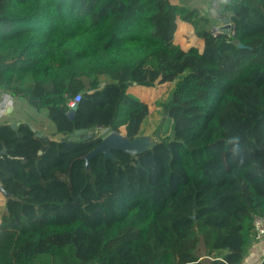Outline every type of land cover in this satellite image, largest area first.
<instances>
[{"label":"trees","instance_id":"trees-1","mask_svg":"<svg viewBox=\"0 0 264 264\" xmlns=\"http://www.w3.org/2000/svg\"><path fill=\"white\" fill-rule=\"evenodd\" d=\"M223 12L232 34L169 0H0V90L58 136L0 123V264H242L264 216V0ZM165 83L167 133L89 157L102 130L139 137L131 87Z\"/></svg>","mask_w":264,"mask_h":264},{"label":"crops","instance_id":"crops-1","mask_svg":"<svg viewBox=\"0 0 264 264\" xmlns=\"http://www.w3.org/2000/svg\"><path fill=\"white\" fill-rule=\"evenodd\" d=\"M172 4L178 6H185L195 9L201 16L206 17L211 24L212 29L216 26L222 25L223 17H226L222 7V0H169ZM178 41L183 40V47L188 46L186 42L198 43L201 46V42L193 36L192 28L186 23H179L178 25ZM183 33L181 35V33ZM8 94L5 91L0 90V107L3 108V114L0 117V123L3 122H17L27 123L35 132H39L42 135L57 139L58 136L54 135V125L46 118L44 111H37L29 106L24 99H19L15 96L8 94V98L3 95ZM135 94V93H133ZM136 95V94H135ZM143 125V124H142ZM1 188V184H0ZM6 195L0 189V211L4 208ZM264 256V240L261 242H253L250 251L244 258L242 264H258L257 262L262 260Z\"/></svg>","mask_w":264,"mask_h":264},{"label":"rangeland","instance_id":"rangeland-1","mask_svg":"<svg viewBox=\"0 0 264 264\" xmlns=\"http://www.w3.org/2000/svg\"><path fill=\"white\" fill-rule=\"evenodd\" d=\"M6 29L7 28L4 30ZM182 34L183 33H181V35ZM180 43L183 45V40ZM172 85L173 84L165 83L151 87L138 86L129 89L131 93H135L147 104L149 110V115L141 127L139 137L134 140V144L137 146L136 150H133L130 153L140 151L150 146L155 140L168 132L169 122L163 117V112L159 105L167 99ZM122 130L123 129H121V131ZM108 133L110 132L108 131ZM257 263H259V261Z\"/></svg>","mask_w":264,"mask_h":264},{"label":"water","instance_id":"water-1","mask_svg":"<svg viewBox=\"0 0 264 264\" xmlns=\"http://www.w3.org/2000/svg\"><path fill=\"white\" fill-rule=\"evenodd\" d=\"M222 23L223 24L221 27V31H225L226 33H229L230 29H231V23L229 22V19L227 17H223ZM74 110H75V105L70 107V109L66 113V115L69 118H72ZM8 124L12 129H16V127L18 125L17 122H10ZM95 131H96L95 128L79 129V130H76L74 132V135H82L85 133H90V132H95ZM36 135L37 136H44L39 132H36ZM136 147L137 146L134 144V140L133 141L128 140L121 133L110 132L104 138H102L100 144L92 152H90L89 157L96 155V154H103L105 157H109L111 155V152L114 150H122L125 152H132L133 150H136ZM136 152H138V151H136ZM1 153H3V152H1ZM0 189L2 192H4L2 187Z\"/></svg>","mask_w":264,"mask_h":264},{"label":"built area","instance_id":"built-area-1","mask_svg":"<svg viewBox=\"0 0 264 264\" xmlns=\"http://www.w3.org/2000/svg\"><path fill=\"white\" fill-rule=\"evenodd\" d=\"M229 22H230V20H229ZM221 27H222V25L214 27L212 29L213 33L221 32ZM232 33L233 32H232V24H231V29H230V32L228 34H232ZM3 95L7 98L9 96L8 94H5V93H3ZM79 99H80V95L77 94L71 100H69V102L67 103V106L72 107L73 105H75L79 101ZM3 111H4L3 108L0 107V117L3 114ZM107 134H108L107 130H102L100 135L102 136V138H104ZM253 226H254V230H255L254 239L257 242L263 241L264 240V216H254ZM263 260H264V256H263L261 261H263Z\"/></svg>","mask_w":264,"mask_h":264},{"label":"clouds","instance_id":"clouds-1","mask_svg":"<svg viewBox=\"0 0 264 264\" xmlns=\"http://www.w3.org/2000/svg\"><path fill=\"white\" fill-rule=\"evenodd\" d=\"M229 4V0H222V7L223 6H227ZM239 142V137H231L229 139V143H235V144H238Z\"/></svg>","mask_w":264,"mask_h":264}]
</instances>
